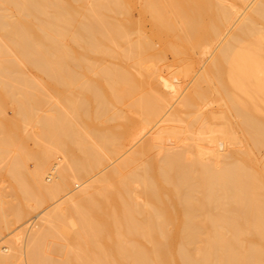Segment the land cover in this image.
<instances>
[{
    "label": "bare ground",
    "instance_id": "1",
    "mask_svg": "<svg viewBox=\"0 0 264 264\" xmlns=\"http://www.w3.org/2000/svg\"><path fill=\"white\" fill-rule=\"evenodd\" d=\"M132 1L0 0V97L19 116L0 145L23 153L29 134L41 148L25 157L38 160L31 183L10 165L24 199L40 207L122 155L53 203L22 246H1L0 264H264V0L236 21L237 0H141L139 19L173 57L233 27L185 88L157 70ZM127 111L157 127L136 150ZM50 151L63 157L53 179Z\"/></svg>",
    "mask_w": 264,
    "mask_h": 264
},
{
    "label": "rangeland",
    "instance_id": "2",
    "mask_svg": "<svg viewBox=\"0 0 264 264\" xmlns=\"http://www.w3.org/2000/svg\"><path fill=\"white\" fill-rule=\"evenodd\" d=\"M134 1V2H133ZM132 2V10H133V13H132V15L134 16L133 17V19L135 20V22H137V20H139V21H141V20H143V21H145L144 22V26L146 25V27H144V26H142L143 24H142V22H141V24L142 25H140V26H142V28H143V30H144V32L146 33V32H148L147 34H148V36H149V38H150V41L152 42V44L153 45H155V44H157L158 45V47H157V45H155V46H153L154 48H153V51L155 52V55H154V59H157V58H159L160 59V61H161V58H162V55H164L165 53V55L166 56H163V58H164V60L162 61V62H160L158 59L156 60L160 65L159 66H161L160 68H157V70H162L163 72H161V70L159 71V73L160 74H162V75H164L166 78H168V79H174L175 78V76L177 77V79L181 82V83H183V84H181V86L183 87V88H185L186 86H188L190 83H191V81H192V79H193V81H194V78H195V75H196V77L198 76L196 73H198L199 75H200V73L199 72H203V70L202 69H205V68H203V66L204 67H206V64H209V62H211V60H212V54L214 53V51H215V53H216V46L218 45H221V44H218V42L220 43V41H221V43H222V39L226 36V34H228L230 31H229V28H231L230 26H229V28H227V27H225L226 28V31L224 30V34H225V32H226V34L224 35L223 33L221 34V38L219 37L218 39H215V40H213V41H215V42H213V41H211V44L209 43V44H207V45H205V46H203V47H201V48H199L198 50H199V52H196L197 51V49L196 50H191V51H188L187 53L189 54V57H187L188 56V54L187 53H184L183 55L182 54H180V56H178L177 54H175L174 53V56H178V57H173L172 56V54H171V52L169 51L168 52V48H163V42L162 43H158V41H160V39L158 38V36L157 35H154L155 36V38H154V36H152V32L151 31H149V30H154V26H153V24L151 25V23H150V20H147V22H146V20H144V18H142L141 20L139 19V17L141 18L142 17V15L140 16V11L142 10V1L141 0H133ZM138 1V2H137ZM238 1H239V3H238ZM245 2H246V0H244ZM244 1H240V0H237V2H236V4L238 5L236 8L239 10V9H241V11H242V9H243V12L246 10V11H248V7H249V5L252 3V2H254V1H252L251 3L249 2L250 0H248L247 2L249 3V4H247V2H246V4H245V2ZM242 2V3H241ZM244 2V3H243ZM138 3H140V5L138 4ZM138 4V5H137ZM245 5V6H244ZM248 5V6H247ZM239 6H241V7H239ZM251 6V5H250ZM247 7V8H246ZM235 8V9H236ZM233 10V12H232V14H231V16L233 17L232 19H233V21H236V19L240 16V15H238V13H240V14H242L243 12H240V10L236 13V11L237 10ZM139 12H138V11ZM232 11V10H231ZM235 11V12H234ZM139 13V14H138ZM141 13H142V11H141ZM233 13H235V14H237V17H236V15L235 14H233ZM236 18H235V17ZM138 17V19H135V18H137ZM149 21V22H148ZM136 27H137V25H136ZM135 27V29L137 30L138 28H139V26L136 28ZM141 27H140V29H142ZM224 28V29H225ZM149 29V30H148ZM232 29H233V27L231 28V31H232ZM143 30H142V32H143ZM228 30V31H227ZM138 31V30H137ZM137 31H135L136 33L134 34L135 36H134V38L136 39V38H138V36H136V34H138L139 32H137ZM154 32V31H153ZM155 34V33H154ZM159 39H157V38ZM223 37V38H222ZM154 38V39H153ZM151 39H153V40H151ZM220 39V40H219ZM158 40V41H157ZM218 40V41H217ZM153 41L155 42V43H153ZM157 41V42H156ZM212 42H213V44H212ZM216 42H217V45H216ZM163 46H162V45ZM211 46H212V48H211ZM157 47V48H156ZM204 47H205V49H204ZM208 47V48H207ZM159 48V49H158ZM217 48H219V47H217ZM163 49V50H162ZM164 49H166L167 50V52L169 53H167V52H165V50ZM160 50H162V51H164L165 53H163L161 56H158V55H160V54H157L156 53V51H158V52H161L162 53V51H160ZM218 50V49H217ZM212 51H213V53H212ZM194 54H192V53ZM210 53V54H209ZM170 54H171V56H170ZM185 54L187 55V56H185ZM197 54V55H196ZM182 55V56H181ZM210 55V56H209ZM215 55V54H214ZM157 57V58H156ZM168 57V58H167ZM181 57V58H180ZM153 59V60H154ZM166 59H168V60H166ZM176 59V60H175ZM180 59V60H179ZM193 61H192V60ZM210 59V60H209ZM152 60V61H153ZM166 60V61H165ZM177 60H178V63L179 64H176L177 63ZM190 60V61H189ZM207 60H209V61H207ZM165 61V62H164ZM168 61V62H167ZM172 61V62H171ZM182 61V62H181ZM197 61V62H196ZM153 62H155V61H153ZM151 63V61H150V63L151 64H154V63ZM175 62V63H174ZM191 62V63H190ZM193 62V63H192ZM208 62V63H207ZM156 63V62H155ZM162 63V64H161ZM168 63H169V65H171V66H169L168 65ZM171 63V64H170ZM186 64V65H185ZM198 64V65H197ZM155 65V64H154ZM163 65H165V66H163ZM173 65V66H172ZM177 65V66H176ZM184 65V66H183ZM192 65H194V66H192ZM158 66V64L155 66V67H157ZM169 67L168 69V71L170 72H168V71H166L167 70V67ZM175 66V67H174ZM182 66V67H181ZM191 66V67H190ZM163 67V68H162ZM188 67H190V68H188ZM171 68V69H170ZM182 68V69H181ZM194 68H195V70H194ZM172 70V71H171ZM174 70V71H173ZM200 70V71H199ZM166 71V72H165ZM165 72V73H164ZM173 74H172V73ZM177 72H179V73H181V74H177ZM183 72V73H182ZM190 72V73H189ZM193 72V73H192ZM175 73L177 74V75H175ZM189 73V74H188ZM172 76H173V78H172ZM180 76V77H179ZM170 77V78H169ZM183 78V79H182ZM170 79V80H171ZM196 79V78H195ZM192 81V82H193ZM52 97V96H51ZM1 98H3L2 100H0V108L2 107V111L0 110V114H1V112L3 113V114H6V115H3V116H0V126L2 127V129L4 128V127H6V126H11L12 124L10 123V122H13V120L15 121V119L17 120V119H19L18 117H17V113H16V111H17V107H16V105H15V103L16 102H14L12 105H10V103H12V102H9L10 100H12V99H10V98H7V99H5V97H0V99ZM49 98V97H48ZM47 98V99H48ZM54 98V102H56V98L55 97H53ZM52 98V99H53ZM46 99V98H45ZM45 99H43L44 100V102H47ZM4 100V101H3ZM7 100V101H6ZM9 100V101H8ZM2 101V102H1ZM13 101H14V99H13ZM18 101V100H17ZM48 101H49V99H48ZM58 101H59V103H60V100L58 99ZM5 102H7V104L5 103ZM54 102L52 101V103L54 104ZM51 103V104H52ZM6 106H5V105ZM10 106H9V105ZM50 104V103H49ZM57 104H58V102H57ZM3 105V106H2ZM8 105V106H7ZM215 105V106H214ZM212 106V105H211ZM211 106H210V108H211ZM216 104H213V108L212 109H214V108H216ZM9 107H10V110H9ZM13 107V108H12ZM4 108H5V112H4ZM209 107H208V109H210ZM8 112V113H7ZM130 112V111H129ZM128 111H127V113H128V115L131 117V119L133 118V120H136L137 121V124H136V121H134L135 122V124H136V128L134 127V129H133V131H131V135L129 136V138L126 140V151H128L130 148H131V150H136L137 148H138V146H141L142 145V143L144 142V139H147V138H149L150 136H151V134L154 132V128L156 129L157 127L154 125V124H152V125H147V124H145V123H140L139 122V120H140V118H139V114H137L136 112H132L133 114H131V113H129ZM126 113V112H125ZM136 113V114H135ZM2 115V114H1ZM136 115V116H135ZM138 115V116H137ZM16 116V117H15ZM7 119H6V118ZM11 117V120L12 121H10V118ZM12 117H14V119L12 118ZM138 117V118H137ZM135 118V119H134ZM6 119V120H5ZM9 119V120H8ZM139 119V120H138ZM10 121V122H9ZM138 122H139V124H138ZM143 122V121H142ZM7 124V125H5V124ZM10 123V124H9ZM3 125V126H2ZM153 125L155 126L154 128H153ZM31 126H29L28 127V129L29 130H27L26 132L24 131V133L22 132V130L20 131L21 133H23V136H24V134L25 133H30L31 131H30V128ZM4 129H7L8 130V128L6 127V128H4ZM3 129V130H4ZM150 129V130H149ZM151 129H153V131L151 130ZM140 130V131H139ZM149 130V131H148ZM30 131V132H29ZM19 132V133H20ZM148 132H151V134H150V136H149V133ZM20 133V136H22V134ZM148 134V136H146ZM14 135V134H13ZM31 135V134H30ZM19 136V135H18ZM27 136V139H24L25 137H23V139L24 140H27L26 142H24V144H26L27 142V144H29V148L31 149V150H29V148H26V147H24V148H26V149H28L27 151H26V149L24 150V152L22 153L21 152V149L20 148H18V146H20V143H18L17 141H16V143H10V144H17V145H11L10 146V144H8L10 147H11V150H10V147L8 148V147H6L7 146V144H6V146L4 145V146H1V145H3V144H1L0 146H1V148H0V155H1V157H0V200H1V203H0V206L2 205V207H3V205H4V207L3 208H1L0 207V247L2 246V247H4L5 245L7 246V244L6 243H8L9 241H14V243H18L17 245L18 246H22L23 245V241H24V239H25V237L27 236V231L30 229L31 231H33L36 227H37V225L39 224V221H40V219H41V217H42V215L43 214H45L47 211H50L52 208H53V206H52V204L53 203H55L56 202V204H57V201H59L60 202V200H58V199H62V197H63V199H64V197L65 196H69V195H71L72 193H73V190L75 189L76 191H79L78 189V187L81 185V187H82V185L83 184H81L82 182H84V181H87L86 179H90V178H92L93 177V175H94V177L96 176V175H98V174H100V170L101 171H103L104 172V170L105 171H107L109 168H111L113 165H115L116 164V162H117V160H116V158L117 157H115V158H113V160H110V161H108L106 164L107 165H105V166H102V167H99L98 169H95V171L94 172H92V174H90V175H88V176H85L83 179H82V181L80 182V181H78V183H77V181L76 180H73L74 181V184L73 183H71V186H72V188H67V189H65L63 192H61L59 195H58V198H53V199H50L49 198V200L47 199V201L46 202H44V204L42 205V206H40V207H37V200H35V198H31V199H24V197H23V194H22V191H21V188H20V183H27V182H30L31 183V176H30V173H28V172H31L33 169H34V166H36V162H38V160L36 161V160H34V159H36V158H34L36 155H37V152L36 151H40V147H37L38 146V144H33L34 142L36 143L37 141H36V139L35 138H33L32 139V137H34V135H31V136H29V134L28 135H26ZM143 136H145V137H143ZM28 137H31V139L30 138H28ZM147 137V138H146ZM139 138V139H138ZM144 138V139H143ZM22 139V140H23ZM28 139H30V140H34L33 142L32 141H30V140H28ZM140 140V141H139ZM148 140V139H147ZM139 141V142H138ZM141 141H142V143H141ZM138 142V143H137ZM27 144L25 145V146H27ZM133 144V145H132ZM140 144V145H139ZM34 145H37L36 147L38 148V149H36V147L34 146ZM134 145H136L135 147H136V149H135V147L133 148V147H131V146H134ZM4 148V150H2L3 148ZM17 147V148H16ZM21 147V146H20ZM23 147V146H22ZM127 147H129V149L127 148ZM8 150H7V149ZM133 148V149H132ZM18 149V150H17ZM19 149H20V151H19ZM36 152V155H35V152ZM45 150V149H44ZM44 150H41V151H44ZM47 150H49V149H47ZM47 150H45V152H47ZM10 151V152H9ZM11 151H14V152H11ZM17 151V152H16ZM29 151V152H28ZM32 151V152H31ZM8 153V156H6L7 154H5V153ZM19 152V153H18ZM27 152H28V154H27ZM2 153H3V155H2ZM10 153V154H9ZM32 153H34L33 155H34V157L32 156V157H30L31 159H29V158H26L25 159V157H27L29 154H32ZM25 154H26V156H25ZM42 154H44V152L42 153ZM47 154H54L53 152H51L50 151V153H47ZM263 154L264 153H262L260 156L262 157V158H264L263 157ZM11 155V156H10ZM23 155V156H22ZM46 155V154H45ZM14 156H15V158L17 159H15L14 158ZM21 156L24 158V159H22L21 158ZM60 155H58V154H56V155H52V156H47V159L49 158L50 159V157H52V159H50V161L51 162H47V161H49V159L47 160L46 158H45V161L44 162H47V164H49V165H47V167H45V168H43L44 170H45V172H46V174H45V177L46 178H48L50 175L49 174H54L53 172H51L52 170L50 169V168H52L53 167V165L55 164V163H60V161H61V158H63L62 157V155L59 157ZM122 155H120V156H118V158L117 159H119L120 157H121ZM56 157V158H55ZM57 157H58V160H57ZM33 159V160H32ZM112 159V158H111ZM6 162H5V161ZM13 160H16V162L18 161L19 163H17L18 164V166H19V164L21 163L22 164V166L26 169V170H28V171H26V174L25 175H21V177H20V183L18 182V180H16L17 178H15V176L14 177H12L11 178V173H10V171H9V169L10 168H12V166L10 167V165H13L14 163H16L15 161H14V163H12L13 162ZM60 160V161H59ZM116 160V161H115ZM2 161V162H1ZM34 161H36V162H34ZM54 161V162H53ZM56 161V162H55ZM119 161V160H118ZM5 162V163H4ZM113 162V163H112ZM115 162V163H114ZM12 163V164H11ZM36 163V164H35ZM53 163V164H52ZM8 164V165H7ZM16 164V165H17ZM52 164V165H51ZM113 164V165H112ZM44 165V164H43ZM109 165H112V166H109ZM15 166V165H14ZM22 166L20 165V167L22 168ZM44 166H46V164L44 165ZM43 166V167H44ZM48 166H49V168H48ZM109 166V167H108ZM17 167V166H16ZM15 168V167H14ZM16 169V168H15ZM50 169V170H49ZM9 171V172H8ZM10 174V175H9ZM101 175V174H100ZM52 177V176H51ZM51 177H49L48 179H53V178H51ZM72 181V180H71ZM76 181V182H75ZM77 188V189H76ZM81 189V188H80ZM74 190V191H75ZM6 193H5V192ZM4 192V193H3ZM10 194V195H9ZM7 195V196H6ZM9 196V197H8ZM11 196V197H10ZM7 198L8 197V199L6 200V202L8 201V203H10L9 205L4 201L5 199H2V198ZM11 198V199H10ZM11 200H12V202H11ZM3 201H4V204H3ZM36 201V202H35ZM6 204V205H5ZM8 206V207H7ZM1 209H2V211H1ZM2 224V225H1ZM3 229V230H2ZM2 230V231H1ZM30 231V232H31ZM21 238V239H20ZM12 239V240H11ZM49 241H51V239H49ZM53 241V240H52ZM57 258H62V256H56Z\"/></svg>",
    "mask_w": 264,
    "mask_h": 264
}]
</instances>
